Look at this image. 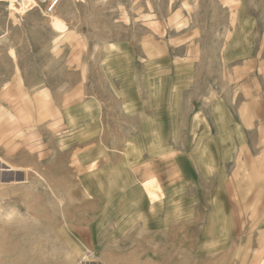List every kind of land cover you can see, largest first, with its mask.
I'll use <instances>...</instances> for the list:
<instances>
[{
  "label": "rangeland",
  "instance_id": "1",
  "mask_svg": "<svg viewBox=\"0 0 264 264\" xmlns=\"http://www.w3.org/2000/svg\"><path fill=\"white\" fill-rule=\"evenodd\" d=\"M11 3L0 264H264V0Z\"/></svg>",
  "mask_w": 264,
  "mask_h": 264
},
{
  "label": "bare ground",
  "instance_id": "2",
  "mask_svg": "<svg viewBox=\"0 0 264 264\" xmlns=\"http://www.w3.org/2000/svg\"><path fill=\"white\" fill-rule=\"evenodd\" d=\"M15 1H17L21 6H22V8H25V7H29L30 5H33L34 3H36V1L35 0H11V4L10 5H12V7H13V9H15L16 7H15ZM37 4V3H36ZM55 25H56V27L59 29V30H63L64 29V27H65V25L61 22V21H59V20H57L56 22H55ZM154 180V179H153ZM154 182H157V181H155L154 180ZM158 184V183H157ZM144 186H145V188H146V190H147V193H148V196L150 197V199L152 200V201H156V200H158L159 199V197H160V195L161 194H159L157 191H155L154 189H152L151 187H153V181L152 180H149V181H147V182H145V184H144ZM159 187V186H158ZM160 190H161V188H160ZM160 190H159V192H160ZM162 191V190H161Z\"/></svg>",
  "mask_w": 264,
  "mask_h": 264
},
{
  "label": "built area",
  "instance_id": "3",
  "mask_svg": "<svg viewBox=\"0 0 264 264\" xmlns=\"http://www.w3.org/2000/svg\"><path fill=\"white\" fill-rule=\"evenodd\" d=\"M36 3L42 5L47 12H52L61 0H35Z\"/></svg>",
  "mask_w": 264,
  "mask_h": 264
},
{
  "label": "crops",
  "instance_id": "4",
  "mask_svg": "<svg viewBox=\"0 0 264 264\" xmlns=\"http://www.w3.org/2000/svg\"><path fill=\"white\" fill-rule=\"evenodd\" d=\"M41 94H42V96H46V98L49 97V93H48V91H46V92H45V91H42ZM47 101H49V100L47 99ZM147 181H148V180H147ZM145 182H146V181H145ZM145 182H144V183H145Z\"/></svg>",
  "mask_w": 264,
  "mask_h": 264
}]
</instances>
